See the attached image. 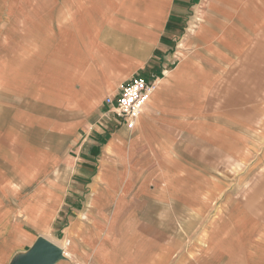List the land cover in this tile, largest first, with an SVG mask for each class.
I'll return each instance as SVG.
<instances>
[{
    "label": "crops",
    "instance_id": "crops-1",
    "mask_svg": "<svg viewBox=\"0 0 264 264\" xmlns=\"http://www.w3.org/2000/svg\"><path fill=\"white\" fill-rule=\"evenodd\" d=\"M11 4L0 31V264L69 209L64 238L109 239L108 264H264V210L227 198L221 176L260 143L264 0ZM134 77L157 81L135 127L103 121L105 100Z\"/></svg>",
    "mask_w": 264,
    "mask_h": 264
},
{
    "label": "rangeland",
    "instance_id": "rangeland-1",
    "mask_svg": "<svg viewBox=\"0 0 264 264\" xmlns=\"http://www.w3.org/2000/svg\"><path fill=\"white\" fill-rule=\"evenodd\" d=\"M11 5V0H0V31L5 29L4 25L7 26L11 23ZM6 29L10 30V28L8 29V26L6 27ZM260 40V43L258 45H255L253 48L254 51H258L261 53L258 74V78L260 81L259 100L261 105L259 147L254 150L252 155L245 158L244 165L240 170L238 168L237 171H228L227 173H222L221 176H225L228 185L230 186L229 188H227V191L224 194L227 198L230 196L235 197L240 201L242 200L243 203L245 202L246 205V201L254 197L257 202V206L260 209L259 213H262L264 210V35H261ZM153 80L154 79L152 78L149 82H152ZM249 95L251 96V93H249ZM105 109L106 108H104L101 112L103 121L104 119H107L103 115ZM214 174L220 175V173H213V175ZM254 180H256V183H259V188L258 186L256 187V189L253 188L254 182L252 183V181ZM239 183L241 184L240 186H238ZM85 193L86 192H84V194ZM223 199L226 198L223 197ZM74 206L75 204H71V207ZM218 207L219 205L215 207V210H217ZM61 218L62 220L57 219V221L53 224L47 234L43 235V237H46L59 247L63 248V250H65L64 255L66 258L59 261L57 264H108L107 259L114 258V255L111 252H109L110 258L109 255L108 257L106 255V252L108 253L107 249L110 250L112 248L109 239H106L105 237L93 238L91 235H87L84 237L82 242L67 241V238H64V234L66 233L67 228L75 222V218L74 216H72L70 209L69 212H67L66 210V213L61 215ZM260 222L264 225V218L261 219ZM88 225H91L90 222H86V227ZM260 241L264 242V240L262 241L261 239Z\"/></svg>",
    "mask_w": 264,
    "mask_h": 264
},
{
    "label": "built area",
    "instance_id": "built-area-1",
    "mask_svg": "<svg viewBox=\"0 0 264 264\" xmlns=\"http://www.w3.org/2000/svg\"><path fill=\"white\" fill-rule=\"evenodd\" d=\"M156 82H149L141 77L132 79L122 86L117 97H108L105 100L106 109L103 115L107 119L115 117L133 129L151 99Z\"/></svg>",
    "mask_w": 264,
    "mask_h": 264
},
{
    "label": "water",
    "instance_id": "water-1",
    "mask_svg": "<svg viewBox=\"0 0 264 264\" xmlns=\"http://www.w3.org/2000/svg\"><path fill=\"white\" fill-rule=\"evenodd\" d=\"M65 258L61 247L40 236L26 253L17 256L11 264H57Z\"/></svg>",
    "mask_w": 264,
    "mask_h": 264
},
{
    "label": "bare ground",
    "instance_id": "bare-ground-1",
    "mask_svg": "<svg viewBox=\"0 0 264 264\" xmlns=\"http://www.w3.org/2000/svg\"><path fill=\"white\" fill-rule=\"evenodd\" d=\"M63 249V248H62ZM63 252H65V250H63ZM65 254V253H64Z\"/></svg>",
    "mask_w": 264,
    "mask_h": 264
}]
</instances>
